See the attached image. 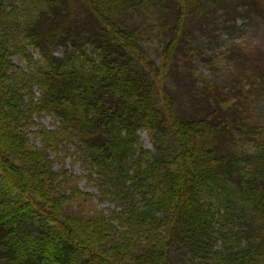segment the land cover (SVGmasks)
I'll list each match as a JSON object with an SVG mask.
<instances>
[{"label": "trees", "instance_id": "1", "mask_svg": "<svg viewBox=\"0 0 264 264\" xmlns=\"http://www.w3.org/2000/svg\"><path fill=\"white\" fill-rule=\"evenodd\" d=\"M235 2L241 15L252 10L264 20L259 0ZM15 5L10 3L8 24L0 28V264H264V121L252 124L251 118V86L262 84V77L240 74L227 83L222 76L234 66L227 50L207 55L206 44L190 47L186 27L187 12L204 24L224 4L17 0ZM136 17L150 22L147 28L170 30L159 64L143 49ZM179 44L185 54L177 60ZM193 53L213 77L194 68V77L201 76L193 89L198 107L180 115L164 77ZM14 55L26 62L25 70L12 63ZM42 111L61 123L57 130H41L44 148L72 140L93 165L121 180L122 188L128 182L129 189L143 188V205L128 207L126 217L92 209L84 216L62 215L47 152L30 147L20 132ZM142 129L153 152L138 146ZM74 191L78 199L88 195ZM232 221L237 242L228 231ZM218 239L221 248L213 251Z\"/></svg>", "mask_w": 264, "mask_h": 264}, {"label": "rangeland", "instance_id": "2", "mask_svg": "<svg viewBox=\"0 0 264 264\" xmlns=\"http://www.w3.org/2000/svg\"><path fill=\"white\" fill-rule=\"evenodd\" d=\"M260 6L264 8V0H259ZM221 5L219 11L214 17L200 23L199 17L194 18V13H186L187 23L186 27L192 33L189 39L190 47L206 44L209 53H216L224 49L226 52V59L233 66V72L222 76L223 80L227 79V83L238 81L240 74L251 73L262 77V84L259 82L258 86H251L254 88L253 106L254 110L251 114L252 124L264 121V20L258 18L253 11L250 15H241L240 9H237V2L235 0H217ZM10 3H17V0H4L2 8L0 9V28L7 26L8 22L5 19V13L10 7ZM18 6V5H15ZM247 10L246 7L242 8ZM18 10V9H17ZM175 13L170 15V26L174 23ZM147 20V19H146ZM135 25L142 31L143 49L150 56V58L159 64L162 57L164 47L169 38L170 30L165 26L159 29L156 25L145 24L150 22L143 21V17L133 19ZM158 33V36L150 35L152 32ZM203 46V45H202ZM28 51L32 53L34 58L38 59V54L30 47ZM89 50V49H88ZM230 53L232 57L230 58ZM175 54L178 58L185 54L184 45L179 44ZM189 58H181L180 64L177 67L173 65L171 72L164 77V83L173 92L174 106L177 113L192 114L197 110V105L194 99L193 89L196 78L200 79V75L212 78V72L204 65V62L198 55L194 57V53L188 55ZM192 58V59H190ZM13 64L19 66L21 69H26V62L14 55L11 57ZM225 62V61H224ZM222 63L219 64L220 67ZM194 68L200 70V75L194 77ZM231 69V70H232ZM239 71H236V70ZM247 71V72H246ZM236 72V75L230 76ZM225 73V72H222ZM219 73V74H222ZM239 78V79H238ZM248 79V78H247ZM245 89L249 88L245 85ZM34 93V101L39 98V92L36 87L32 88ZM192 91V92H191ZM153 91V95H154ZM27 102L28 98L24 97ZM32 124L30 127H24L20 130L23 137L27 139V144L36 149L44 148L42 137L39 135L41 130H57L60 127L59 118L51 112L34 113L31 117ZM63 140V141H62ZM61 142H53L50 147L44 148L47 152L51 168L57 175L56 180L52 184L53 191L58 198L59 210L62 215L67 218L70 217V211L76 215L84 216V213L95 210L108 217H120L128 212V207L143 205V188L139 187L136 190L128 188L129 182L122 188V181L113 180L108 174L109 172L102 171L100 168L93 165L85 157L82 149L70 139H62ZM138 146L153 152L154 147L150 139L148 131L142 129L137 132ZM244 147L248 148L251 145L250 140H242ZM249 149V148H248ZM130 171V170H129ZM131 175V171H130ZM74 188H77L79 193L88 194L87 197L78 199L74 196ZM128 188V189H127ZM60 192V193H58ZM81 194V193H80ZM79 195V197H81ZM139 203V204H137ZM71 218V217H70ZM235 221L228 225V231H233L235 242L238 241L240 235L235 227ZM51 224L47 222V226ZM222 240L218 239L213 251L221 248Z\"/></svg>", "mask_w": 264, "mask_h": 264}]
</instances>
